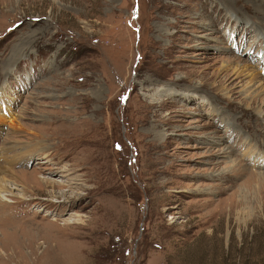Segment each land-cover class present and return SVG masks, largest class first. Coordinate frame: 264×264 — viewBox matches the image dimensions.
<instances>
[{"label":"rangeland","instance_id":"obj_1","mask_svg":"<svg viewBox=\"0 0 264 264\" xmlns=\"http://www.w3.org/2000/svg\"><path fill=\"white\" fill-rule=\"evenodd\" d=\"M1 169L0 264H264V0H0Z\"/></svg>","mask_w":264,"mask_h":264},{"label":"bare ground","instance_id":"obj_2","mask_svg":"<svg viewBox=\"0 0 264 264\" xmlns=\"http://www.w3.org/2000/svg\"><path fill=\"white\" fill-rule=\"evenodd\" d=\"M250 26L251 25H248L247 27L250 28ZM237 73L239 74L240 71H238ZM39 154L42 156L44 155L43 153H39ZM44 157L46 158L45 155L42 158H44ZM43 162H46V160ZM68 170H69L68 168L60 169L61 176L66 177L65 181L62 183L61 182L59 183L57 181H50L48 179H45L44 177L36 178V181H38L40 184H50V186L57 187L59 189H61L62 187H69V186H71V184H73L75 182V180H78V179L70 176V173L68 172ZM5 172H8V173H5ZM13 176H14V174L10 173L6 169L0 170V192H6V196L15 195L13 193L14 190H18L21 192V191H24L25 189H30V188L32 189L34 187V185L31 184L32 181H30V179L23 181V186H21V184H18ZM18 185L21 186L22 188L20 189ZM58 194L61 195V197H65V194L63 192H60ZM24 195L25 194L21 193V194H19V197H21L22 199H25L23 197ZM2 200H7V199H2V197L0 196V202Z\"/></svg>","mask_w":264,"mask_h":264}]
</instances>
